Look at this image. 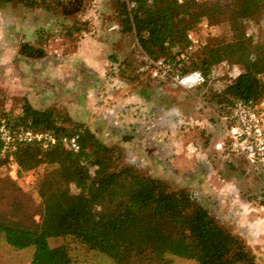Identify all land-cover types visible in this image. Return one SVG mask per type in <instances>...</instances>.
<instances>
[{
    "label": "trees",
    "instance_id": "1",
    "mask_svg": "<svg viewBox=\"0 0 264 264\" xmlns=\"http://www.w3.org/2000/svg\"><path fill=\"white\" fill-rule=\"evenodd\" d=\"M12 1L51 7L65 0L0 3ZM263 11L264 0H121L118 16L122 29L134 32L154 59L174 48L177 53L188 50L187 31L202 18L226 22L232 37H211L191 53L187 66L208 74L225 60L241 65L224 94L253 104L264 97V41L246 36L244 27ZM79 30L72 25L67 31ZM18 106L15 112L0 105V124L78 133L80 143L78 151L61 143L47 149L19 147L22 169H43L35 190L0 177V233L13 248L34 247L29 264H103L104 256L113 264H172L174 257L196 264H257L244 238L228 230L187 188L173 189L125 163L121 147L102 142L84 124L64 126L68 114L36 108L25 97Z\"/></svg>",
    "mask_w": 264,
    "mask_h": 264
},
{
    "label": "rangeland",
    "instance_id": "2",
    "mask_svg": "<svg viewBox=\"0 0 264 264\" xmlns=\"http://www.w3.org/2000/svg\"><path fill=\"white\" fill-rule=\"evenodd\" d=\"M91 1L65 0L59 6L52 3L51 7L43 4L27 7L18 1L0 3V92L6 87L19 92L22 88L21 77L28 83L33 81V72L49 61L57 63L74 54L94 51L100 59H105V75L92 79L89 88L87 83L74 93L70 91L72 87L68 88L59 96V101L64 100L65 104L58 107L59 101H55L47 108L68 114L70 120L62 124L71 129L76 123H81L79 121L91 119L90 126L102 142L123 149L125 163L163 179L173 189L187 188L208 207L203 195L207 189V174L212 171L211 165L221 168V164L206 152L221 151L228 156L242 158L230 150L222 120V116L228 114L230 106L237 101L224 94L225 85L242 71V66L227 60L220 62L206 74L207 82L198 87L174 86L169 80L162 81L152 74L153 61L165 58L175 70L178 61L174 58L178 48H174L168 56L154 59L138 44L134 32L124 31L121 25L107 32L106 44L101 41L99 46L92 45L99 42H95L99 37L96 38L92 32V19L83 20L78 15L80 11L86 12L90 8ZM120 1L109 0L107 19L110 22L120 23ZM65 9L68 13L66 16L63 14ZM29 12H34L32 19L37 18L33 30L14 20V14L24 18L30 16ZM207 20L208 26L199 21L191 28L199 39L193 52L213 36L232 37L233 33L226 22ZM39 23L43 24L37 25ZM72 25L80 30L70 34L67 30ZM244 30L246 36H254L255 40L263 42L264 11L260 17L246 24ZM180 68L190 71L187 62L182 63ZM83 91L85 96L82 95ZM5 97L9 100L8 95ZM20 102L21 98L14 96L12 105L6 107L18 112ZM50 102L44 103L48 105ZM90 107L93 110L88 109ZM98 109L101 110L99 114ZM217 141L223 142L219 149L214 147ZM202 153L205 154L204 158L201 157ZM193 156L197 158L191 168ZM240 169L245 170L257 184L252 190H243L242 195L253 204L263 205L264 170L252 167L245 160ZM0 177H6L3 165H0ZM34 198L38 200L37 196ZM208 208L211 210L212 207ZM211 211L220 221L218 213ZM33 251V246L13 248L0 233V264H29ZM103 260V264L114 263L106 256ZM257 261L260 264L261 259ZM172 264L196 263L174 257Z\"/></svg>",
    "mask_w": 264,
    "mask_h": 264
},
{
    "label": "crops",
    "instance_id": "3",
    "mask_svg": "<svg viewBox=\"0 0 264 264\" xmlns=\"http://www.w3.org/2000/svg\"><path fill=\"white\" fill-rule=\"evenodd\" d=\"M66 1L71 2L73 0ZM76 1L82 2L85 0ZM108 9L109 0H92L90 8L86 12L80 11L78 13L83 20L92 19L91 23L94 25L92 32L95 33L96 38L99 37L95 40V42L97 40L99 42L92 45L99 46L102 44L101 41L106 44L109 35L107 32L120 25V23H113L107 19ZM66 13V9L63 10L64 16H66ZM28 14L30 16L27 15L24 18L17 17L18 15L14 14V20L16 23L19 21L21 26L29 27L33 30V27H35L34 24L37 23V18H31L34 12H29ZM41 24L43 23L37 25ZM104 32L105 34L102 36L101 33ZM95 54L94 51L83 52V54H74L57 63L53 61L47 62L42 68L39 70L36 69L37 71L33 72V81L28 83L27 80L21 77L20 84L22 88L19 92H14L7 87L3 92H0L1 103L5 102L4 104L11 106L14 101V96L21 98V100L25 97L34 107L45 109L54 104L55 101H59L61 93H65L68 88L70 89L72 87L70 89L71 92L77 88L80 91L81 88L85 87L86 83L88 84L87 88H89L91 86L89 83L92 79L100 78L106 72L105 59H100ZM84 79L86 82H84ZM7 95L9 100H6L7 97L5 96ZM82 95L85 96V91L82 92ZM72 98L74 97L72 96ZM45 101L51 102L45 105ZM62 103L65 104L64 100L59 101L57 106H62ZM88 109L93 110L91 107ZM96 111L99 114L101 110L98 109ZM90 121L91 119L79 122L84 123L85 126L92 129ZM222 144V141H217L214 147L219 149L222 147ZM206 153V155H212L211 157L218 164H221V168L219 166L213 167L210 164L212 171L207 174V189L203 193L204 200L209 205L208 207H212L211 210L218 213L220 222L231 232L243 237L248 248L255 254L256 260L261 259L260 264H264V204H253L249 198H245L241 193L243 190H252L257 186L256 181H252L253 179L248 177L245 170L240 169L242 167V161L245 160L244 157L234 158L221 151L212 153L209 150ZM204 156L205 154L202 153L201 157L204 158ZM193 158L191 168L196 162L195 159L197 157L193 156ZM206 159L208 160L209 158L207 157ZM239 170L241 172H238Z\"/></svg>",
    "mask_w": 264,
    "mask_h": 264
},
{
    "label": "built area",
    "instance_id": "4",
    "mask_svg": "<svg viewBox=\"0 0 264 264\" xmlns=\"http://www.w3.org/2000/svg\"><path fill=\"white\" fill-rule=\"evenodd\" d=\"M182 4L188 1L176 0ZM132 5V4H131ZM208 26L206 18L200 20ZM189 47L175 55L178 66L175 70L170 67V61L159 58L153 61L152 74L154 77L169 80L174 86L198 87L204 85L208 78L201 70L185 71L180 68L182 63L190 60L191 53L199 44V39L193 29L187 31ZM174 60V61H175ZM0 105H3L0 103ZM7 108L6 104L3 105ZM225 139L230 150L242 157L252 166L264 170V98L249 104L237 100L230 106V112L222 116ZM61 143L66 149L78 151L80 149L79 134H57L53 130H34L25 126L11 128L3 121L0 124V156L5 159L3 168L5 175L16 181L26 190H35L40 180V168L34 167L24 170L20 166L16 153L21 145L36 144L47 149Z\"/></svg>",
    "mask_w": 264,
    "mask_h": 264
}]
</instances>
